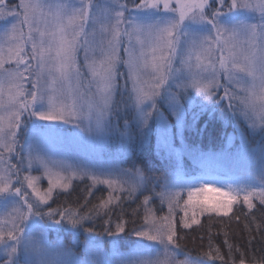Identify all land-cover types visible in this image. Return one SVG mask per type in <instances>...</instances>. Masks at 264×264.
<instances>
[{
    "label": "snow or ice",
    "instance_id": "6c2138e0",
    "mask_svg": "<svg viewBox=\"0 0 264 264\" xmlns=\"http://www.w3.org/2000/svg\"><path fill=\"white\" fill-rule=\"evenodd\" d=\"M116 7L127 9L126 5H113L109 0H105L103 7L95 0H20L9 11L5 0H0V22L18 20L0 32V207L20 201L18 207L13 206L6 215H0V251L4 252L0 260L4 264H21V261L77 264L66 259L70 252L62 245L46 243L45 228L66 221L76 229L90 215L71 208L59 212L51 208L47 212L42 210L53 191L69 189L73 179L88 176L93 186L102 184L110 189L108 197L91 210L97 215L120 200L116 193L127 191L131 196L144 189L146 177L139 168L116 170L115 175L109 169L96 175L41 154V143L58 135L59 124L50 122L73 123L79 127L87 120L90 129L93 124L97 130L106 126L116 104L119 77L123 75L119 71L121 66L126 69L125 88L131 84L129 99L137 111L141 145L155 131L163 149L176 157L178 170L182 167L184 148L185 94L191 89L205 100L215 101L214 89L222 87L221 77L229 84L235 83L243 95L224 87L220 102L227 99V111L233 117H243L251 130L264 137V0H244L239 4L232 0L227 13L215 11L211 19L206 14L208 0H175V6L172 0H140L135 5L137 15L127 20L125 12L115 11ZM241 10L258 12L259 21L253 23L229 15ZM209 26L215 31L214 46L211 37L200 35ZM97 30L102 37L99 41ZM125 38L127 46H124ZM121 50L126 58H122ZM81 52L83 62L79 59ZM213 52L217 55L213 56ZM173 88L175 91H171ZM234 100L238 101L239 113L233 111ZM201 107L203 110L206 106ZM165 112L175 117L174 122H169ZM25 113L31 122L27 168L35 164L44 170L47 189L38 187V176L25 175L21 180L17 165L11 163L19 132L27 127ZM261 175L264 176V169ZM125 176L131 179H123ZM17 184L21 187H16ZM216 184L217 181L204 175L190 176L178 184L166 183L165 190L157 195L162 203L167 201L169 215L161 217V223L154 216H145L149 226L133 230L139 239L129 256L116 254L111 260L94 259L91 264L223 261L219 248L215 256L211 250L197 257L182 253L177 242L175 210L183 211L181 222L185 228L199 224L197 212L228 216L233 205L241 201L251 212L256 207L254 201L264 205V179L249 176L219 187ZM24 185L31 189V194L26 189L22 191ZM29 195L34 197L31 202ZM150 199L145 196L144 205ZM57 215L60 219H55ZM84 231L91 234L94 230ZM124 232L121 223L115 232L106 230V235L115 237ZM154 246L163 247V259L159 255L155 259L145 258ZM228 247L231 254L232 245ZM97 251L90 246L93 256ZM179 255H184V259H178ZM239 264H246L245 259L241 258ZM254 264H264V258Z\"/></svg>",
    "mask_w": 264,
    "mask_h": 264
},
{
    "label": "rangeland",
    "instance_id": "374dc122",
    "mask_svg": "<svg viewBox=\"0 0 264 264\" xmlns=\"http://www.w3.org/2000/svg\"><path fill=\"white\" fill-rule=\"evenodd\" d=\"M20 0H5V4L7 5V10L11 11L18 5ZM97 4L101 7L104 6L105 0H95ZM109 2L113 5H126L127 9H121L116 7L115 11H124L125 19H131L133 16L137 15L135 11V5L140 3V0H109ZM244 0H237V3H243ZM173 6H175V0H172ZM232 0H208L209 7L206 10V14L209 19L212 18V13L215 11L228 12L229 7L231 6ZM76 6L79 7V3H76ZM17 11L19 9H16ZM229 15H235L241 20H246L249 22L256 23L259 21V13H253L250 10H241V11H233L229 13ZM114 19L112 23H114ZM12 23H18V20H9L7 23L0 22V32L4 31L7 28L11 27ZM124 25H121L123 28ZM98 28V26H97ZM25 32L27 29H24ZM201 38L203 37H211L213 41V46L215 43V31L211 29L209 26L203 33L200 34ZM101 35L99 30H97V41L101 39ZM124 46H127V39H124ZM213 56L217 55V53L213 52ZM97 58H99V50L97 49L96 53ZM121 56L124 57L123 50H121ZM79 59L83 62V52L79 54ZM14 67V65H12ZM119 71L123 73L119 77V90L127 89L128 94L131 89V84H128V87L125 88V80H126V69L121 66ZM220 83L222 87L219 89H214L216 93L215 98L220 101V98L224 95V87H228L231 93L236 95H243L242 92L239 91L237 85L235 83L229 84L222 77L220 78ZM245 86H247V81H244ZM27 87L30 89L31 85L28 84ZM171 91H175V89H171ZM193 90H189L188 93L185 94V101L188 104V107L196 105L195 97H199ZM200 101L209 102L210 100H205L202 96H200ZM228 101L227 99H224ZM229 102V101H228ZM239 111L238 101H232ZM131 105V128L129 129L128 124L120 127H114L106 123V126L97 130L95 125L93 124L91 129L89 128L88 121L85 120L80 124L79 127L73 123H63V122H50L59 124L58 135L48 138L41 143V154H47L51 156L53 159L64 160L67 163L73 165L74 168H79L87 171L89 174L100 175L101 173H107L109 169L113 171V175L116 174V170H130L126 169L121 163V157L126 155L129 151V145L132 140H134L138 147H142L141 145V129L137 121V111ZM165 115L168 116L169 122H174L175 117L169 116L167 112ZM23 119L25 120L27 127H22L19 135H18V143L16 146L15 152L12 154L11 163L17 165L19 169V175L21 180L25 175L38 176L40 177L38 187L41 189L48 188V178L44 175V170L42 168H38L37 165L33 164L31 169L27 168V152H28V143H29V133L31 122L27 119V113L24 114ZM240 121H242L241 125H235L231 131L226 135L223 145L218 147L216 150L207 149L203 150L198 148L197 146H193L188 144L184 140V148L182 150L181 162L182 167L178 170L175 167L176 157L170 156L169 153L163 149L160 140L153 131V134L144 141L143 145L149 142L152 139V142L155 147V152L157 155L164 159H169L171 162V169L165 173V175L161 178L160 184L158 186L153 187L151 193L148 194L151 197L149 203L144 205V218L146 215L154 216L156 218L157 223H161L160 218L169 215L168 211V203L165 200L163 203L161 202V198L157 195L165 190L166 183L171 185L173 183H180L182 180H186L188 177L193 175H204L208 179H212L217 181L216 186H222L225 182L232 181H240L249 176H254L259 179H264V176L261 175V170L264 169V137L258 131L251 130L247 122L243 119V117L239 116ZM151 123V122H150ZM155 127V126H153ZM180 145L177 144V147ZM23 158V159H21ZM8 163V154L5 153V164ZM187 165V167H186ZM136 169V168H135ZM133 169V171L135 170ZM77 177L75 179H79ZM15 179V177H13ZM82 179V178H81ZM83 179H86L91 183L92 187H101L104 186L108 192L110 193V189L107 185L97 184L93 186L92 180L88 176H84ZM125 180H130V177H123ZM74 180V179H73ZM16 187H21L20 184H17ZM125 187H128V184H125ZM27 190L29 194H31V189H27L26 185L23 186V190ZM64 191V189H55V192ZM142 191V190H141ZM141 191H137L133 193L130 197H134V195L138 194ZM127 195L129 193L125 191ZM52 194V195H53ZM117 195L121 193H116ZM107 195V197H108ZM106 197V198H107ZM186 193L184 194V199H186ZM34 199L31 195H29V202ZM158 200L161 206V214H158L157 211L152 206L151 200ZM254 203H259L258 200L254 201ZM19 199L12 201L10 204L4 207H0V215H6L7 212L11 211L13 206H19ZM181 205H183V200H181ZM234 205H243L246 207L243 202L234 204ZM233 205V206H234ZM261 205V204H260ZM264 206V205H262ZM202 215L197 212V219L199 220ZM191 217V212H189V219ZM184 218V213L181 209L175 210V221L176 225L178 223L183 226L182 219ZM200 221V220H199ZM143 224L138 227L137 231L144 230L149 225L146 224L145 219L142 222ZM194 225V224H192ZM116 226L114 227V232L116 230ZM46 232L44 239L46 243L50 246H56L57 244L62 245L65 249L70 252V256L66 257V259H70L72 261L77 262V264H91V261L94 259L99 260H111L114 255L119 254L120 256H129L133 253L134 247L125 252L119 251L118 246L115 244V240L112 238L108 239V241L97 243L86 242L82 244L81 248H78V243L75 241V238L71 236L70 245L65 246L62 241H49L46 239ZM135 242L139 239L135 236ZM90 246L94 249H98L95 256L90 253ZM131 246V245H130ZM69 247V248H68ZM164 249L162 246H154L151 248L149 253L145 254V258L155 259L159 255L160 259H163ZM4 256V252L0 251V257ZM178 259L183 260L184 255H179ZM6 259V257H5ZM4 264L3 260L2 263ZM23 264V261H21ZM210 264V263H208ZM246 264H252L247 263Z\"/></svg>",
    "mask_w": 264,
    "mask_h": 264
},
{
    "label": "trees",
    "instance_id": "16d2710c",
    "mask_svg": "<svg viewBox=\"0 0 264 264\" xmlns=\"http://www.w3.org/2000/svg\"><path fill=\"white\" fill-rule=\"evenodd\" d=\"M195 98H197L195 106L188 107L185 101L187 115L184 140L203 150H216L223 145L228 132L236 124L241 125L242 121L239 115L233 117L227 111L228 101L220 102L216 97L215 101L210 100L205 103L206 107L202 110L201 105L206 101H200V97ZM115 100L116 104L109 118V124L114 127L128 124L130 129L131 100L127 89L118 90ZM233 105V111L239 113L237 106L234 103ZM129 148L126 155L121 157V163L126 169L139 168L143 171L146 177L144 189L134 197L124 192L119 194L121 198L118 202L108 210H100L97 215L91 210L107 197L106 188L104 186L93 188L91 183L83 178L72 180L71 187L55 192L48 204L42 206V210L47 212L51 208L59 212L71 208L79 210L82 215L89 214L90 218L83 222L82 227L76 229L66 221L62 225L46 227L47 240L56 242L60 240L65 246H69L73 236L79 247L86 242L104 244L112 238L106 235V230L114 232L115 225L123 223L125 232L119 233L112 240H115L119 251L122 252L134 247L136 238L133 230L140 227L144 220V198L151 193L153 187L160 184L161 178L171 169V162L157 155L152 139L142 147H138V144L132 140ZM151 201L155 211L161 214L158 200ZM55 219L60 217L57 215ZM199 220V224H194L190 228H185L179 223L176 225L179 237L177 242L181 246L182 253H190L192 257H197L211 250L215 256L216 249L219 248V254L224 260H209L210 264H233V261L239 264L241 258L247 263L254 264V261L264 258V206L256 203L255 209L249 212L243 205H234L228 216L204 214ZM257 225L260 227L257 228ZM87 228H92L93 233L85 232L84 229ZM229 245H232L231 254Z\"/></svg>",
    "mask_w": 264,
    "mask_h": 264
}]
</instances>
